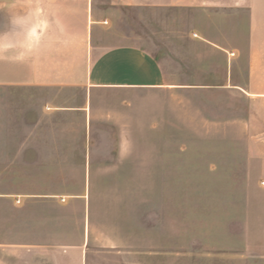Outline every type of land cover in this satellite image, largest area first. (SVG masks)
<instances>
[{"label": "rangeland", "instance_id": "1", "mask_svg": "<svg viewBox=\"0 0 264 264\" xmlns=\"http://www.w3.org/2000/svg\"><path fill=\"white\" fill-rule=\"evenodd\" d=\"M199 14L121 7L106 42L171 57L206 27ZM158 62L161 88L1 94L0 264H52L53 250L73 252L61 264H264V144L247 99L176 88L207 83L217 61Z\"/></svg>", "mask_w": 264, "mask_h": 264}, {"label": "crops", "instance_id": "2", "mask_svg": "<svg viewBox=\"0 0 264 264\" xmlns=\"http://www.w3.org/2000/svg\"><path fill=\"white\" fill-rule=\"evenodd\" d=\"M121 7L191 9L208 20L176 41L174 56L157 59L133 44H107ZM220 12L222 22L215 20ZM158 61H217L207 63V83L192 74L190 83L176 88L245 97L251 108L245 128L262 131L257 139L264 144V0H0V97L13 94L15 104L23 87L161 88L167 78ZM240 61H246L242 79ZM16 247L20 258L35 253ZM71 254L53 250L45 258L61 264L57 259Z\"/></svg>", "mask_w": 264, "mask_h": 264}, {"label": "built area", "instance_id": "3", "mask_svg": "<svg viewBox=\"0 0 264 264\" xmlns=\"http://www.w3.org/2000/svg\"><path fill=\"white\" fill-rule=\"evenodd\" d=\"M17 203H20V200L19 199H17Z\"/></svg>", "mask_w": 264, "mask_h": 264}]
</instances>
